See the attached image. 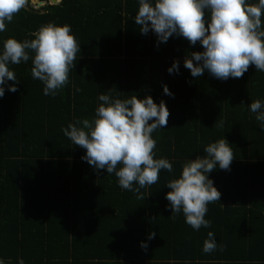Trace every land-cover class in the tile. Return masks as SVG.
<instances>
[{"label":"trees","instance_id":"obj_1","mask_svg":"<svg viewBox=\"0 0 264 264\" xmlns=\"http://www.w3.org/2000/svg\"><path fill=\"white\" fill-rule=\"evenodd\" d=\"M138 8L139 0L48 2L22 9L0 32V52L8 38L34 39L31 33L48 23L70 25L81 44L69 83L54 97L33 79L31 59L10 64L17 80L0 85V259L6 264L20 258L25 264H264V126L249 108L264 103V72L250 65L242 78L221 80L207 70L193 77L184 61L204 51L202 45L175 34L158 43L154 31L140 32ZM175 61L179 71L169 73ZM13 84L16 92L9 90ZM165 85L173 95L164 93ZM101 94L151 96L169 109L166 128L152 137L154 158L168 159L173 171L162 169L157 183L142 188L143 200L120 188L115 173L82 159L86 150L62 131L91 120ZM220 139L234 159L230 170L217 165L208 173L221 200L207 206L211 227L197 231L182 211L170 218L167 183ZM209 231L218 247L206 254Z\"/></svg>","mask_w":264,"mask_h":264},{"label":"clouds","instance_id":"obj_2","mask_svg":"<svg viewBox=\"0 0 264 264\" xmlns=\"http://www.w3.org/2000/svg\"><path fill=\"white\" fill-rule=\"evenodd\" d=\"M27 4L28 0H0V32L7 31L6 22H12ZM262 15L264 0L255 4L247 0H154V3L139 0L135 23L143 34L154 31L158 43L167 42L174 34L187 39L191 45L199 42L204 51L191 53L185 59L184 67L195 78L203 76L207 70L213 77L227 80L229 77L242 78L250 65L264 72ZM31 35L34 39L8 38L4 41L0 52V85L5 84L6 78L17 80L10 64L19 65L31 59L33 79L43 82L45 96L54 97L69 83V72L81 44L67 24L48 23ZM168 71L178 72L179 61H175ZM9 90L16 92V85L10 86ZM164 93L173 95L167 85ZM4 94V87H0V97ZM98 99L101 103L91 120H77L62 131L74 146L86 150L82 159L96 170L106 168L108 174L115 173L120 188L136 193V198L143 200L142 188L157 183L162 169L173 171L168 159L154 158L157 141L152 137L157 129L166 128L169 109L164 101L157 104L151 96L122 100L101 94ZM249 108L264 126V103L256 100ZM204 151L205 156L186 162L181 176L167 183L171 189L166 195L172 209L170 218L176 219L182 211L185 222L197 231L201 227H211V221L205 219L207 206L221 200V193L208 178V173L217 165L220 169L230 170L234 159L227 139L210 143ZM134 183L138 187H133ZM155 236L152 232L148 239ZM141 247L147 249L148 245L142 242ZM217 247L215 233L209 231L202 250L210 254ZM224 247L220 245L219 250L223 251ZM0 264L6 262L0 259ZM18 264H25L23 258Z\"/></svg>","mask_w":264,"mask_h":264},{"label":"rangeland","instance_id":"obj_3","mask_svg":"<svg viewBox=\"0 0 264 264\" xmlns=\"http://www.w3.org/2000/svg\"><path fill=\"white\" fill-rule=\"evenodd\" d=\"M54 0H45V1H41V0H28V7H33L35 10H40V8L42 6H44L45 4H47L48 2L50 4H54L53 3ZM57 2L55 4H58L61 2V0H56ZM26 6V7H27Z\"/></svg>","mask_w":264,"mask_h":264},{"label":"water","instance_id":"obj_4","mask_svg":"<svg viewBox=\"0 0 264 264\" xmlns=\"http://www.w3.org/2000/svg\"><path fill=\"white\" fill-rule=\"evenodd\" d=\"M56 2H57L56 0L53 1L54 4H55Z\"/></svg>","mask_w":264,"mask_h":264}]
</instances>
